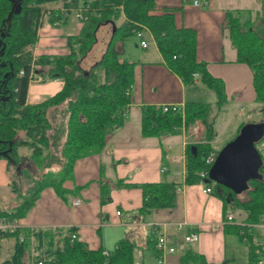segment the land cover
Masks as SVG:
<instances>
[{
    "label": "trees",
    "instance_id": "trees-1",
    "mask_svg": "<svg viewBox=\"0 0 264 264\" xmlns=\"http://www.w3.org/2000/svg\"><path fill=\"white\" fill-rule=\"evenodd\" d=\"M56 1L59 0H21V12L13 14L9 20L13 2L0 0V159L8 162L9 185L14 199L8 211H0V218L9 222L24 218L46 188H53L61 198H66L69 192L64 183L73 177L76 161L89 153L100 152L109 131L123 124L124 110L131 102L136 63L121 60L120 48L143 27L152 33L168 67L185 86L201 83L217 95L216 104L187 103L183 111L164 112L161 107H142V133L145 137L176 135L198 120L204 124L205 142H191L186 146L185 183L206 182L208 178L201 174L206 172L207 177L211 167L206 165L204 156L213 149L216 137L211 120L215 110H222L226 105V94L224 82L212 76L207 64L197 59L196 31L178 28L170 10L162 15L154 14L156 0H96L93 7L98 8L99 15L87 14L81 31L68 36L71 51L68 55L34 58L32 49L38 42V31L45 14L49 11L51 23L69 20L59 10L46 9L47 4ZM84 1L71 0L67 5L77 7ZM241 14L239 10L227 13L228 36L236 49L237 61L247 64L252 70L255 100L262 116L260 122L264 123V15L242 22ZM108 23L116 26V30L106 52L98 64L84 70L81 60L96 43L98 29ZM33 66L47 68L49 78L63 82L59 92L38 104L27 103ZM52 108L64 109L60 123L51 120L49 111ZM245 124H241L222 147L233 140ZM53 128L54 135L49 137L48 132ZM61 139L64 144L59 154V151L54 152L58 147H54L52 142H60ZM21 148L28 149L31 164L38 171H44L40 178L22 170L24 158L19 154ZM259 152L263 160L260 169L263 179L251 180L248 190L242 194L236 195L227 188L218 192L216 183L206 182L213 194L224 202L225 214L229 208L241 210L246 214L245 224H257L264 217V158L263 151L259 149ZM136 186L143 193L140 212L174 207L178 190L175 184L163 181ZM103 189L102 204H105L110 199V186L103 184ZM224 232L237 234L249 242L252 238L248 229L237 223L226 224ZM74 233L73 228L63 232L22 228L13 233L0 232V244L4 239L15 242L12 256L0 264H28L34 241L39 252L37 258L43 260V264H145L137 260L138 246L130 240L119 241L114 252L106 254L102 247L90 248L86 242L72 239ZM156 242V238L148 240L154 248ZM249 245L248 264H258L255 247L251 242ZM180 262L212 264L194 249L185 250Z\"/></svg>",
    "mask_w": 264,
    "mask_h": 264
},
{
    "label": "crops",
    "instance_id": "crops-1",
    "mask_svg": "<svg viewBox=\"0 0 264 264\" xmlns=\"http://www.w3.org/2000/svg\"><path fill=\"white\" fill-rule=\"evenodd\" d=\"M195 1L156 0L154 14L162 15L170 10L178 28L196 31L198 61L206 63L209 73L224 82L225 106H232L233 109L230 114L228 111L223 113L228 116L212 143L221 150L222 146L217 142L219 135L221 137L228 131L225 139L229 140L241 124L253 123L244 121V117L259 111L252 70L247 64L237 61L236 49L228 36L226 15L229 11L239 10L242 11V22L255 20L257 16L264 15V0H197L203 3L202 6L195 5ZM62 4V0L49 3L46 9L59 10ZM43 19L38 42L32 49L34 58L68 55L71 52L68 36L78 34L84 23L77 25L78 20L70 17L54 25L48 14ZM105 28L113 29V26L109 23L102 25L96 37ZM112 35L113 31L108 34V42ZM148 43L147 48H142L140 42L135 43V48L126 44L120 48L121 60L136 63L131 102L124 110L123 124L109 131L100 152L89 153L76 161L73 177L64 183L69 192L66 198H61L53 188L44 189L28 214L17 220L19 228L62 232L73 228L80 241L86 242L90 248L102 247L107 254L114 252L119 241L127 239L137 244V260L145 264H181V255L187 249L196 250L212 264H248L250 242L242 240L237 234L224 232L226 224H235L225 223L227 214H232L236 222L245 221L246 214L231 208L225 214L224 202L213 193H204L206 182L185 183L186 146L191 142L197 143L194 135L197 129L202 134L201 142H205L204 124L198 120L176 135L145 137L142 133L143 106H178L183 109L187 103L216 104L218 99L213 90L201 83L185 86L168 67L154 39ZM37 70L49 78L47 68L38 66ZM62 87L63 82L57 78L32 81L27 103H41ZM223 109L215 110V118ZM59 113L64 116L63 108H52L49 111L51 120H57ZM52 144L58 147L54 150L57 152L64 142ZM19 154L24 158L22 170L32 176L35 167L31 164L30 151L21 148ZM162 168L166 171L162 172ZM7 169V160L0 159V211H8L14 201ZM54 169L58 171V168ZM163 181L173 183L179 189L174 207L140 212L143 193L136 185ZM118 183L123 185L118 186ZM103 184L110 186V199L105 204H102ZM76 200L79 203L74 204ZM194 232L198 240L187 243L185 237ZM162 235L170 238L175 253L162 255L157 247L148 244L150 238L158 241ZM31 239L34 240L33 237ZM4 242H8L10 258L15 242L4 239L0 249Z\"/></svg>",
    "mask_w": 264,
    "mask_h": 264
},
{
    "label": "water",
    "instance_id": "water-1",
    "mask_svg": "<svg viewBox=\"0 0 264 264\" xmlns=\"http://www.w3.org/2000/svg\"><path fill=\"white\" fill-rule=\"evenodd\" d=\"M11 1L13 6L9 20L12 19L13 14H19L22 9L21 0ZM112 26L114 33L116 26ZM263 139V122L245 124L239 134L221 148L209 170L206 182L216 183L218 192H221L222 188H227L236 195H240L248 190L251 180H262L260 169L263 166V160L257 145Z\"/></svg>",
    "mask_w": 264,
    "mask_h": 264
},
{
    "label": "built area",
    "instance_id": "built-area-1",
    "mask_svg": "<svg viewBox=\"0 0 264 264\" xmlns=\"http://www.w3.org/2000/svg\"><path fill=\"white\" fill-rule=\"evenodd\" d=\"M95 1L96 0H85L81 5H79L77 7H73V6L67 5V3H70L71 0H66L63 2L59 11H60L61 15L65 18L74 17L78 21L84 22L85 17L89 13H94V14L99 15L98 14V8L93 7V3ZM65 2H66V4H65ZM195 5L202 6L203 3L196 0ZM46 14L50 15L49 12ZM46 14H45V16H46ZM43 21H44V19H43ZM58 24H59V21L54 22V25H58ZM145 34H149L150 37L153 38L152 33L149 31V29L147 27H143L142 31H138L136 33V37L140 40V46L142 48H147L149 45L148 41L146 39H144ZM36 70H37V66H33L32 71H31V81L30 82H32V81L43 82V81L49 79L47 76H42L43 74L36 72ZM195 77L198 78V74H195ZM161 108L163 109L164 112H167L169 110L183 111L182 108H180L178 106H162ZM194 135L197 137V142H201V140H202L201 131L197 129L195 131ZM257 146L260 150H262L264 152V141L260 142ZM219 152H220V148L218 146L213 145V149L209 152V154L204 156V160L206 162V165L211 167L213 165V163L215 162ZM165 171H166V168H162V172H165ZM206 174H207L206 172H203L201 174V176L208 178V176L206 177ZM204 193L211 194V193H213V190L211 187L206 186L204 189ZM75 203L77 204V203H79V201L76 200L74 202V204ZM225 223H237V224H240L243 228L248 229V231L252 235L250 242L255 247V254L258 256L257 263L258 264H264V217L257 224H245L243 222H236L232 214H227ZM18 229H20L18 221L9 222V221H6V219L0 218V232L13 233ZM32 237L33 236H31V238ZM20 239H21V241H23L24 237L21 236ZM72 239H78V236L76 233H74L72 235ZM197 240H198V235L195 232L191 233L190 235L185 237V241L187 243H193V242H196ZM156 247H157V250L162 255H165L167 253L172 254V253L176 252L175 247L172 246V244H171L170 238L166 235H162L159 237ZM28 260H30L28 264H43V260H40L38 258L29 259V256H28L27 261Z\"/></svg>",
    "mask_w": 264,
    "mask_h": 264
},
{
    "label": "rangeland",
    "instance_id": "rangeland-1",
    "mask_svg": "<svg viewBox=\"0 0 264 264\" xmlns=\"http://www.w3.org/2000/svg\"><path fill=\"white\" fill-rule=\"evenodd\" d=\"M78 23L80 24V26H82V22H80V21L78 22L77 21V25H78ZM119 23H120V21H119ZM112 31H113V29H111V28H105V29H103V33H101L100 35H97L96 43L91 48V50L88 52L86 57H84L81 60V66L84 68V70H90L93 66L98 64V62L102 59L104 53L106 52V50L108 48L107 45H109L108 43L110 42V41L108 42V34H110ZM144 39H147L150 43L152 42V38L150 37L149 34H145ZM139 42H140V40L137 37H132V38L126 40L124 44H126L127 46H132L133 48H135V43L139 44ZM139 50H142V49L139 48ZM120 59H122L121 52H120ZM232 109H233L232 106H225L223 111H221L218 114V117L215 118V116H214V118L211 120V128H212L213 133L216 134V136H218L219 130L222 127L223 122L225 121V119L228 116L227 114H223V113H225V111H228L229 114H230ZM258 110H259V105H258ZM60 115H61L60 113H59V115H56L58 117L57 120H55V118H54V120L57 123H60L59 120L62 117V115L61 116ZM261 119H262V116H261L259 111L257 112V114H252L249 117H244V121L255 122V123H259L261 121ZM227 134H228V131L227 132L225 131L221 135V137L219 135V138L217 139V142L219 143L220 147L226 142L225 137L227 136ZM48 135H49V137L54 135V128L52 129V131L48 132ZM62 141L63 140L61 139L60 142H62ZM60 150H61V148H59V154H60ZM24 153H26V151H24ZM262 155H263V158H264V152H262ZM33 167H35V166L33 165ZM42 172L43 171H38V170L36 171L35 168L32 169L33 177L40 178ZM12 174L14 175L13 171H12ZM31 248H32V250L29 253V259L37 258L39 252L36 249L35 241L32 243V247ZM9 255L10 254L8 253V242H4L3 243V247L0 249V262H2L3 260L9 258Z\"/></svg>",
    "mask_w": 264,
    "mask_h": 264
},
{
    "label": "bare ground",
    "instance_id": "bare-ground-1",
    "mask_svg": "<svg viewBox=\"0 0 264 264\" xmlns=\"http://www.w3.org/2000/svg\"><path fill=\"white\" fill-rule=\"evenodd\" d=\"M206 180V179H205Z\"/></svg>",
    "mask_w": 264,
    "mask_h": 264
}]
</instances>
